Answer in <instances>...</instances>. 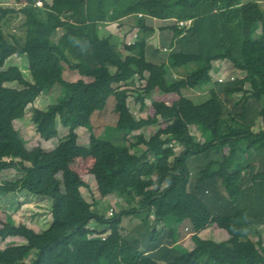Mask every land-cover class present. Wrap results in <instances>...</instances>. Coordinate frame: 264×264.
Masks as SVG:
<instances>
[{"label": "trees", "instance_id": "16d2710c", "mask_svg": "<svg viewBox=\"0 0 264 264\" xmlns=\"http://www.w3.org/2000/svg\"><path fill=\"white\" fill-rule=\"evenodd\" d=\"M17 1L24 5L0 4V170L15 169L21 175L2 182L0 192L49 197L52 220L37 232L7 216L0 222V238L19 236L26 243L0 250V258L27 264L34 253L32 264H264V239L257 230L264 226L260 1L220 8L224 0H52L46 10L34 0ZM13 14L23 16L24 27L32 25L53 37L47 43L29 44L25 34L9 28ZM128 16L135 17L140 33L117 49L111 37L99 31ZM154 20L168 21L160 30L171 32L162 42L164 57L156 55L159 62L146 57L147 40L156 31L147 22ZM60 29L63 33L54 36ZM23 54L31 80L18 65L4 67L8 58ZM217 60L230 62L250 79H218L201 103L183 96L184 89L201 90L212 82L210 72ZM65 69L77 70L89 80L67 81ZM142 73H147V80L136 93L139 112L145 111L146 99L156 90L175 99L169 104L153 101L154 113L135 115L128 104L131 89L124 84ZM56 84L64 88V97L45 110L35 108L32 121L44 140L58 136V123L67 133L50 150L29 148L14 121ZM111 96L119 131L157 126L155 132L146 137L141 131L140 143L124 145L99 138L91 117ZM193 124H200L211 138L197 140L190 129ZM78 127L91 131L87 145L78 143ZM76 158L93 160L90 173L101 197L116 192L129 200L138 194L139 206L104 216L94 210V202L71 193L67 177L78 187H88L71 165ZM192 158L195 173L189 166ZM142 212L152 215V227L144 226L141 238L124 236L123 218ZM214 219L223 222L228 236L221 241L199 237ZM92 221L102 229L91 227ZM183 222L192 231L190 249L179 242L178 226ZM19 249L23 251L18 256H11Z\"/></svg>", "mask_w": 264, "mask_h": 264}, {"label": "rangeland", "instance_id": "374dc122", "mask_svg": "<svg viewBox=\"0 0 264 264\" xmlns=\"http://www.w3.org/2000/svg\"><path fill=\"white\" fill-rule=\"evenodd\" d=\"M8 1V2H7ZM42 3V8L43 10H46L52 0H40ZM244 0H224L223 3H221L220 8H225V7H236L240 2ZM262 8H264V0H259ZM0 2L4 3L6 2L7 5L8 3H11L12 0H0ZM6 4H1V5H6ZM13 5V4H12ZM43 18L47 21L48 17L44 13ZM8 25L10 29L13 31L14 29L17 30L18 35H23L25 34V39L29 44H41V43H47L48 40L53 37L49 36L37 28H35L32 25L29 26H23V16L21 14H13L9 16L8 20ZM169 23L168 21H159L156 20L154 21L155 27H159L160 25H165ZM120 27L118 25V22L113 21V22H108L106 23L101 31H99V34L101 36H106L105 33L112 30L116 32V28ZM109 29V30H108ZM63 30H58L57 34L54 36L59 37L63 32ZM161 34H166L164 39H169L171 36V32L168 30H160ZM159 32L158 30L155 31L154 39L151 42L153 46H160L159 43ZM135 35V34H134ZM132 35L130 39L127 41L128 43L132 42L131 40L135 39ZM153 35H150L152 37ZM169 36V37H168ZM117 42V43H116ZM122 39L120 40H112V43L115 44L117 49H121L119 46L121 44ZM118 44V45H117ZM163 51V50H162ZM161 54H164V51L161 52ZM167 54V53H165ZM147 59L153 62H159L156 57H152L150 53L146 55ZM224 61V67L221 69L223 72L221 74L224 77L222 78L224 81H227L228 77L230 78L232 74H238L241 71L236 69L230 62ZM18 65L21 70L24 73V76L26 79L31 80V74L29 70V65H28V59L26 55H20V56H11L8 58L5 62V66L7 67L9 65ZM231 73V74H230ZM147 75V73H144ZM211 77H212V82L206 84L205 86L201 87L200 89H204L207 87L208 92L205 91L204 93H196V90L194 89H184L182 91L183 96L189 97L192 99L195 103H201L205 99L209 97V90L213 86V80L217 79V72L214 70H211L210 72ZM63 77L67 81H76L80 79L84 80H89L87 77L81 75L77 70H68L65 69L63 73ZM147 77V76H146ZM232 78V77H231ZM141 82V81H138ZM11 86H18L16 82H11L8 83ZM142 84V82H141ZM135 89H131L130 96L128 98V104L130 106V109L133 111L135 115H146V114H152L155 111V108L153 106V101H164L166 104L170 103L173 99H175L174 95H166L161 93L160 91L156 90L153 94L151 99L146 100V108L144 112H139V103H136L135 97L136 93L138 90H140L142 87H138V83L134 84ZM65 95V90L63 87L60 85H54L50 89H47L43 91L31 104L28 105L26 109V114L24 117L20 119H16L14 121L15 127L19 130L20 134L22 137L27 141V146L29 148L35 147V146H42L43 148L50 150L51 148H54L58 144L59 138H61L66 132L67 129L63 127L60 123H58L57 129H58V136L55 138H52L50 140H44L40 138L39 134L37 133L35 129V125L32 121V112L33 110L36 109H42L45 110L49 108L54 103H57L60 101ZM197 95V96H196ZM114 103L115 99L113 96L109 97L108 102L106 107L103 110L96 111L92 117H91V124H92V130L93 132L102 139L109 140L113 142L114 144L117 145H124V144H130V143H140L138 134L143 131L144 135L146 137H149L152 135L157 126L154 127H148L144 128L139 131H134V132H122L119 131L116 128L115 122L117 119V113L113 110L114 109ZM262 106H264V97L261 100ZM256 129L259 128L261 125V120L258 119L256 121ZM164 125V124H162ZM191 132L195 135V138L199 141H204L207 139L211 138L210 132L207 130H204L203 127L200 124H193L190 126ZM77 133L79 136L78 142L79 144L83 145L84 143H87L89 141V136L91 134V131L87 129L86 127H78L77 128ZM142 145V144H140ZM143 146V145H142ZM141 146V147H142ZM225 151H229V147L224 148ZM176 151H180V147L176 146ZM242 157V156H241ZM93 163V160L89 158L88 160H81L80 158H76L72 160L71 165L79 172V174L82 176V178L88 183V187H78L75 185V183L70 179V184L72 185V192H75L76 188L78 187L80 191L82 192V195L86 197L88 201L94 202V210L100 214H103L104 216L111 215V213H116L122 210H127L135 206H139V200L141 199L138 194H134V197L132 199H127L125 196H118L114 195L113 192L112 194L114 196L112 197H101L97 191L96 183H95V178L94 176L90 173V168ZM189 166L192 170L193 173H195V169L193 168L194 162L193 158L189 160ZM21 175L20 172L16 171L15 169H4L0 170V184L6 180H13L18 178ZM71 187V186H70ZM76 187V188H75ZM69 189V188H68ZM70 191V190H69ZM25 193H20V192H0V220L5 219L7 216H11L13 220L16 223H24L27 225V223H30L34 227H36L37 230H43L46 229L52 220V216L50 213V207H51V199L49 197H45L47 200H43L42 202H37L35 199V196L29 195H24ZM7 203H4V202ZM8 203L12 205L8 207ZM4 205V206H3ZM241 217L245 216L244 212H241L239 214ZM152 215L147 216L145 212H142L141 214H138L137 216H126L123 218L122 224H121V229L122 233L126 237H138L141 238L143 234V227L144 226H149L152 227ZM90 226L93 228H98V230L102 229V226H97V223L95 221H92L90 223ZM30 227V226H29ZM189 228L188 223L183 222L178 226L179 232L182 234V238L180 239V245L186 247V248H191L192 247V241H191V235L192 231ZM32 228V227H31ZM145 228V227H144ZM260 233V235L264 239V226L263 227H258L257 229ZM253 234L252 232H250ZM198 236L201 238H206V239H212L216 241H221L224 240L228 236V230L225 228V225L223 222H221L218 219L212 220L211 223L204 229H202L200 232H198ZM255 239L257 238L254 237ZM23 239V238H22ZM23 240H20L19 238H16L14 242H20ZM26 243V242H25ZM7 244L6 240L1 239L0 240V248H3ZM25 244H16L12 245L13 246H21ZM23 249H19L18 251H15L14 253H11V256H18L19 253H21ZM34 256V253L31 254L25 261L27 263H32L31 260ZM7 261V262H6ZM0 264H13L12 262H9L8 260H2L0 258Z\"/></svg>", "mask_w": 264, "mask_h": 264}, {"label": "crops", "instance_id": "0c3cea01", "mask_svg": "<svg viewBox=\"0 0 264 264\" xmlns=\"http://www.w3.org/2000/svg\"><path fill=\"white\" fill-rule=\"evenodd\" d=\"M8 2V1H7ZM0 4H6V2H4V3H2V2H0ZM9 5H11L12 4V2L11 3H8ZM7 5V4H6ZM154 21H156V20H154ZM154 21H152V23L150 24V23H148L147 22V24L148 25H150V26H153L156 30H158V32L160 33L159 34V43H160V46L158 47V45L157 46H153V45H151L152 44V42H153V40L155 41V39H154V35L153 34H155V32H153L151 35H153L152 37H150L149 36V38H148V47H149V53L150 54H153V55H155V57H156V55L157 56H159V55H162L163 56V54H161V52H163L164 51V48H162L163 49V51H162V49H161V46H163V44H162V42H163V40H164V38L167 36L166 34H161V31H160V26H162V25H160L158 28L157 27H155V24H154ZM116 22H118V25L120 26V27H118V28H116L115 30H116V32H114V31H112V30H110V31H108V32H106L105 33V35L106 36H110L111 37V40H121L122 39V41L123 42H121V44H120V48H122L123 47V45L125 44V43H128L127 41L130 39V37L132 36V35H134V34H138V33H140L139 32V28L136 26V20H135V17L134 16H128V17H126V18H123V19H121V20H119V21H116ZM105 25V24H104ZM104 25H102L101 26V29L103 28V26ZM9 26V25H8ZM10 28V27H9ZM109 30V29H108ZM101 31V30H100ZM166 35V36H165ZM134 37V36H133ZM169 37V36H168ZM170 38V37H169ZM151 39H152V42H151ZM131 41H133V39L131 40ZM117 43V42H116ZM118 45V44H117ZM157 48H159V50L157 49ZM164 57V56H163ZM225 63H224V61H222V60H217V61H214L213 62V67H212V70H214V71H216L217 72V79L216 80H213V83L214 82H217L218 81V79L220 78V77H224L222 74H221V72H223L221 69H223V67L225 66L224 65ZM231 74V73H230ZM147 75H145L144 73H142V74H136L131 80H129V81H127L124 85L127 87V88H129V89H135V86L136 85H134V84H137L138 83V87L139 86H141V87H143L144 86V84H145V82H146V80H147V77H146ZM232 78H236V77H240V78H246L247 79V81L250 79V75L248 74V73H244V72H240V73H238V74H232V76H231ZM230 77V78H231ZM229 77H228V79H230ZM138 81H141L142 82V84H141V82H138ZM247 85V84H246ZM205 91H207L208 92V89H207V87H205L204 89H201V90H196V93H198L197 95H199L200 93H204ZM155 92V91H154ZM153 92V93H154ZM152 93V94H153ZM237 95L238 94H240V93H236ZM196 95V96H197ZM152 97V96H151ZM148 99H151V98H148ZM147 100V99H146ZM261 127L259 126V128H257V130H259ZM67 133V132H66ZM65 133V134H66ZM64 134V135H65ZM78 139H79V136H78ZM79 143V142H78ZM88 143V142H87ZM87 143H84L83 145H87ZM52 149V148H51ZM67 181H68V188H69V190H70V192L71 193H81L82 194V192L83 191H80V189L77 187H75L76 188V190H75V192H72V185L70 184V179H69V177H67ZM71 186V187H70ZM20 193H25L24 191H22V192H20ZM24 195H27L26 197H28L30 194H28V193H25ZM114 195L116 196V195H118V196H122V195H120V194H118V193H114ZM112 193L111 194H109V195H107V197H112V196H114ZM31 196H35V195H32L31 194ZM86 198V197H85ZM35 199H36V201L37 202H42L43 200H46L45 198H40V197H38V196H35ZM47 201V200H46ZM4 203H7L6 201L4 202ZM4 206V205H3ZM12 205H10L9 203H8V207H10V208H12L11 207ZM50 213H51V211H50ZM7 220V217L4 219H1L0 220V222H4V221H6ZM27 225L28 226H30V227H32L35 231H37V232H42L43 230H37L36 229V227H34L33 225H31L30 223H27ZM16 238H19L20 240H23V241H20V242H14V240L16 239ZM182 238V237H181ZM2 238H0V240H1ZM3 240H6V242H7V244L3 247V248H0V250H2V249H4V248H6V247H10V246H12V245H16V244H25V239L23 238L22 239V237H19V236H9V237H7V238H5V239H3ZM181 241V240H180ZM179 241V242H180ZM34 257V256H33ZM2 259V258H1ZM2 260H4V259H2ZM5 261V260H4ZM7 262V261H6ZM26 262V261H25ZM31 262H33V258H32V260H31ZM27 263V262H26ZM27 264H32V263H27Z\"/></svg>", "mask_w": 264, "mask_h": 264}, {"label": "built area", "instance_id": "2783aa9c", "mask_svg": "<svg viewBox=\"0 0 264 264\" xmlns=\"http://www.w3.org/2000/svg\"><path fill=\"white\" fill-rule=\"evenodd\" d=\"M12 4L16 5L18 8L24 5V3H19L17 0H12ZM34 5L37 6V7H40V6H42V3H41L40 0H34ZM138 15L142 16V14H138ZM179 24L184 26L186 24V22L185 21H180ZM13 31H16V30L14 29ZM134 37H136V34L134 35ZM230 79H233V78H230ZM219 80L222 81L223 79L219 78Z\"/></svg>", "mask_w": 264, "mask_h": 264}]
</instances>
